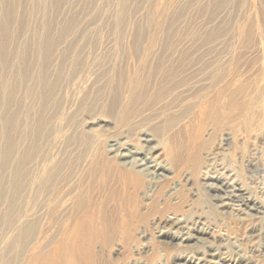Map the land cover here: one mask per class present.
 <instances>
[{"label": "rangeland", "instance_id": "obj_1", "mask_svg": "<svg viewBox=\"0 0 264 264\" xmlns=\"http://www.w3.org/2000/svg\"><path fill=\"white\" fill-rule=\"evenodd\" d=\"M209 1H0V27L5 24L7 30L4 36L0 32V54L8 44V56L10 50H15V55L7 58L8 64L4 68L6 79L2 76L4 73L0 65V149L8 140L13 142L9 162L3 160L0 151L3 177L0 181V264H33L34 254L38 252L51 253L41 259L40 263L44 264H242L246 261L264 264V7L260 0H229L227 5H223L224 10L223 7L214 8ZM225 13L233 15L230 18L232 24L225 28V37L222 35L213 40L214 50H211L215 55H242L239 61L234 58L236 76L233 87L240 90L237 95L239 105L235 107L238 118L235 126L223 120V124L216 125L209 116L211 106L204 103L207 108L201 112L204 107L201 104L207 100V95L201 91L196 96V112H191L182 121L186 137H195L196 133L201 136L200 145H197L201 162L195 165L184 163L180 168H174L172 176L162 183L172 194L170 197L173 201L182 204L176 214L186 219L182 228L162 222L161 217L166 212L153 211L147 218L139 214L131 215L132 199L138 203L139 211L146 210L155 201L164 206V201L148 199V188H145L146 195L140 191L133 196L131 189L122 184L107 188L99 185L100 182L79 184V174L68 184L44 182L49 167L55 168L56 164L75 158L85 150V143L77 142L75 133L83 134L84 130L92 132L90 128L93 127V133L107 134L108 142L115 140L141 145L142 129L132 132L127 127H119L120 124L108 117L98 115L96 119L94 113L88 114V107L81 106L80 101L86 98L84 102L89 104L99 90L105 94L111 83L117 82V75L122 74L121 78L125 76L123 81L126 84L138 81L148 83L149 78L141 71V61L133 53L141 51L143 47L160 53L164 49L165 39L174 42L177 54L195 41V46H202L209 36L210 17L220 16L218 19L216 17V25L226 16ZM248 31L250 33L247 34ZM3 41L5 44H2ZM255 50L257 53L253 57ZM77 54L81 57L77 77L71 80L68 78L73 68L71 59L76 58ZM117 66L121 67V72H117ZM182 76L192 80L199 75L195 77L194 73H182ZM44 81H47L46 85L54 81L61 84L60 91L53 95L54 101L45 103L43 100L41 92L45 89ZM197 81L194 79L185 85H194ZM55 100H59V107L54 104ZM7 107L16 114V119L6 129L3 114ZM243 120L248 123L256 120L261 137L256 135L255 130L252 131L256 127L251 123L243 124ZM29 124L32 128H29ZM144 130L161 142V134L149 128ZM4 135H8L7 141ZM28 143L33 149L25 183L29 178H33V181L27 189L24 187V191L18 192L9 186L16 170L13 162L20 157ZM186 143V139L178 140L175 145L181 147ZM189 155L192 156L193 152ZM222 186L228 189V194L221 191L220 197L216 187ZM112 189L114 194L111 193ZM216 193L217 196L213 195ZM241 193L243 196H240ZM79 196H84L85 208L81 213L71 214L68 207ZM172 206L170 203L171 209ZM84 213L90 215V220L93 219L96 224L94 231L90 232L91 241L85 239V233L81 235L85 240L77 238L80 232L76 225L85 218ZM104 223H110L113 227L104 226ZM27 224L33 226L25 240L22 230Z\"/></svg>", "mask_w": 264, "mask_h": 264}, {"label": "bare ground", "instance_id": "obj_2", "mask_svg": "<svg viewBox=\"0 0 264 264\" xmlns=\"http://www.w3.org/2000/svg\"><path fill=\"white\" fill-rule=\"evenodd\" d=\"M210 1H211V4L213 5V7L216 9L223 7V5H227L229 2V0H210ZM260 1L264 7V0H260ZM59 3H61V2H59ZM15 5H17V4H15ZM24 5H26V4H24ZM57 5H59V4L57 3ZM2 9H3V5H2ZM8 9H10V8H8ZM11 9L13 10V8H11ZM15 9H17V8H15ZM260 9H262V7H260ZM224 10H226V9L224 8ZM23 11H25V10H23ZM22 15H23V12H22ZM25 15H28V14H25ZM232 16L229 15V13H227L226 16L224 18L220 19V21L216 25L214 24L216 17L218 19V17H220V16L217 14V16L213 19H212V17H210L211 21L208 23V25L210 24V26H209L210 29L208 32L209 36H208V38L206 37L207 39L205 38V41H207V42H205L204 45L201 46V44H199L200 47H199V45L195 46V44H196V41H195V43L192 45H188V46L185 45L186 47L183 48L179 54H177L175 49H174V46H175V44H173L174 42L171 40L165 39V41H164L165 46H163L164 49L160 53H154L153 51L151 52L150 50L148 51V49H143L144 47L141 49V51H138L137 53H133L135 58H137L138 60L141 61V66H142L141 71L145 72L146 77L149 78V80L147 81L148 83H140L138 81V82L126 84V82L123 81V80H125V78H124L125 76H123L121 78L122 74H121V76L117 75V77H118L117 82L111 83L110 89H108V91L105 94H104V92H102V91L100 92V90H99V91L94 93V97L92 98V100L89 104H88V102L87 103L84 102V100L86 98L84 100L80 101V103H81V106H83L84 108L88 107V112H89L88 114L90 115V112L94 113L95 116L94 115L93 116L96 117V119H98V117H97L98 115H101L102 117H108L109 119H112L113 121H116L118 124H120L119 127H127L132 132H139L142 129V133L140 136L142 144L141 145L127 144V142L124 140H123L124 142H118L115 140H111L108 142L107 137H109V136H107V134L102 136L100 134L93 133V131L95 130V129H93V127L90 128L92 132H87L86 130H84V131H82L83 134L82 133H79V134L75 133V138L77 139V142H79L81 144L85 143L84 144L85 150L80 151V154L78 153L79 156H76L75 158H72V159L65 161V162H61L60 164H56L57 166H55V168L49 167L45 176H44V182L45 181H51L52 183L55 182L56 185L61 184L63 182H66V184H68L69 182H71L73 180V178H75V176H77L79 174L80 178L79 179L77 178L79 184L80 183H86V184L92 185L96 182L97 183L100 182L99 185L103 186L104 188L105 187L107 188L108 186L111 187V185L114 186V184H122V185H125L127 187V189H129V188L131 189L130 193L133 196H136L138 194V192H140V191H142L141 192L142 194L146 195L145 188L146 189L148 188V194H149L148 199L149 200L158 199L160 202L164 201V206H161L158 201H155L146 210L139 211L138 203L132 199L133 208L131 209V215H133V214L138 215L139 214L142 217L147 218L148 214H150L153 211L162 212V213L166 212L165 216L161 217L162 222L169 224V225H172V226H175L176 228H179V229L182 228L186 223V219H182L181 217H178L176 215L179 212L178 210L181 208L182 204L179 201H176V200L173 201V198L170 197L172 194L166 190L167 186L163 185L162 183L167 178L172 176L174 168H180L184 163H187V165H195V164H198L201 162V156L199 155V151H198V147H197V145H200L199 144V138L201 136L199 137V133H196L195 137L194 136H189V137L187 136L186 137L183 134L185 131L181 125V123L185 117L189 116V114L191 112H196L195 108H197V105H198V101L196 100L197 99L196 96L201 91L203 92V95H207V100L204 101L203 104H201V105L204 106V103H206L207 105L211 106L209 116H210V119L212 122H215L216 125L217 124H223V122H222V120H223L224 123L232 122V126H235V124H236L235 122L238 118V114L236 112L237 108H235V107H237L239 105V102L237 101V95L240 92V90L237 91L238 88L234 89V87H233L234 79L236 76V74H235V68L236 67L234 66L236 62L234 63V61H235L234 58L236 57L237 58L236 61H239L242 58V55L240 53L235 55L236 53H234V52H233L234 54L233 55L231 54V56L226 55L224 53L223 54L217 53L216 55L212 53V50H214V48H212L213 47V44H212L213 40L221 38L222 35L223 36L225 35L224 34V32L226 31L225 28L228 26V24H232L233 20H230V18ZM23 17H25V16H23ZM20 19H21V17H20ZM23 19H25V18H23ZM70 19H71V17H70ZM210 19H208V20H210ZM9 20H11V19L9 18ZM4 21H5V19H4ZM68 22H69V20H68ZM71 22H73V19ZM4 25L0 27V32H1L2 36L6 35V32H7V30H5ZM13 25H14V23H13ZM12 26H11V28H12ZM15 27H17V26H15ZM247 29H249V28H247ZM12 30L13 29H11V31ZM9 32H10V30H9ZM46 32H49V31H46ZM66 32H67V30H66ZM248 33H250V32L248 31L247 34ZM11 35H13V34H11ZM19 36H20V33H19ZM32 36H33V34H32ZM262 36L264 38V30L262 31ZM19 39L20 38H17V40H19ZM60 39H62V38H60ZM249 39H251V38H249ZM249 39H247V40H249ZM29 40H30V38H29ZM29 40H27L28 43H29ZM228 41H229V39H228ZM46 42H47V40H45V43ZM3 43H4V41L2 42V44ZM218 43H216V44H218ZM144 44H145V42H144ZM206 44H209V45H207L208 47L206 46ZM132 45H133V43H132ZM16 46H13V47H16ZM43 46H45V45H43ZM43 46H42V48H44ZM194 46L196 48L197 47H199V48L196 49ZM4 47L2 49L3 52L0 54V65H1V71H3V73H4V68L6 67L7 58L12 54L15 55V50H13L14 49L13 48L12 51L10 50V53L8 56V49H10L9 44L6 46L7 48H4ZM26 47H27V45H26ZM21 48H22V46H21ZM166 48L171 49V50L168 51V50H166ZM65 50H66V48H65ZM24 51H26V50H24ZM256 51L257 50H255L252 53L253 57L255 56ZM108 52H110V51H108ZM46 53H44V54H46ZM198 53H200V54H198ZM51 54H53V52L50 53V55ZM63 55L66 56L65 54H63ZM41 56H43V55H41ZM47 56L49 58V54ZM61 56H62V54H61ZM28 57H30V56H28ZM45 57H46V55H45ZM68 57H69V55H68ZM231 57H232V59H231ZM80 58H81L80 54L79 55L77 54L76 58L71 59L73 68H72V72L70 71L68 74V78L71 80L76 76V74L78 72V67L80 64ZM62 59L58 60V62L61 61ZM66 59H67V57H66ZM49 60H51V59H49ZM25 61H26V59H25ZM35 62H36V59H35ZM33 63H34V61H33ZM9 64H11V63L9 62ZM42 64H43V60H42ZM67 65H69V64H67ZM28 66H29V63H28ZM44 66L47 67L46 64ZM122 67L124 68V66H122ZM116 68H117V72H119V71L121 72V67L117 66ZM48 69H49V67H48ZM67 69H68V66H67ZM26 70H28V69L26 68ZM43 70H45V69H43ZM99 71L100 70H98V72ZM125 71H127V70H125ZM182 73L184 75L189 74V73H194L195 77L197 75H199L196 78L192 77L194 79H198L197 83L194 85H189V86L185 85V84L192 83V81L194 79L190 80L191 78H189L188 76L183 77ZM49 74H50V72H49ZM125 74H127V72H125ZM63 75L65 76V74H63ZM2 76H4L6 79L7 73L2 74ZM20 76H21V74H20ZM47 76H50V75H47ZM144 77H145V75H144ZM47 78H49V77H47ZM59 78H60V76L58 77L57 80H59ZM204 78H205V80H204ZM153 79H155V80L153 81ZM206 79H208L209 81ZM207 82H210V83L208 84ZM46 83H47V81H44L43 87H45V89H44V91L42 90V92H41L42 98L45 101V103H47L51 100L54 101L55 96H53V95L54 94L56 95L61 89L60 88L61 84L60 85L57 84L58 81H56V82L54 81V83L50 82L47 85H46ZM103 83H105V82H103ZM219 84H221V86L218 88L217 85H219ZM102 85H104V84H102ZM43 93H44V96H43ZM11 95H13V92ZM86 96H87V94H86ZM11 101L13 102L14 100H11ZM56 101H57V103H56ZM200 103H201V101H200ZM54 104H56L59 107V105H60L59 100H55ZM207 105H205L201 109L202 110L201 112H205L204 110H206ZM221 106L222 107L224 106L223 110H221L222 109ZM3 115H4V117H6V118H4L5 119L4 122H6L5 127L7 129V128H9V126L11 127V124L13 123V122L11 123V121L16 119V116H15L16 114L14 112L9 111V108H8V110L6 112H4ZM101 116H99V117H101ZM40 120L41 119H39V122L38 121L37 122L40 123ZM249 123H251L254 127H256V128H252V131L255 130L256 135L258 137H261L259 134L260 128L258 130V128H257L258 126L256 125V120L253 122L250 121ZM249 123L244 122V120H243V124H249ZM262 124H264V122ZM259 125H260V123H259ZM5 127L3 126L4 131H5ZM12 128L14 130V126ZM29 128H32L31 124H29ZM144 128H147V129L149 128L151 131H156L157 134L158 133L161 134V136H160L161 142L158 138H156L154 135H152L149 131H145ZM115 130L119 131V129H115ZM247 130H249V129H247ZM8 131L6 130V132H8ZM5 137H7L6 138V141H7L8 135H6ZM12 137H13V135H12ZM12 137H10V138H12ZM185 139L187 140V143L184 144L185 146L183 145V146L179 147V146L175 145V142H178V140L183 141ZM245 144H246V142H245ZM12 147H13L12 140H8V142L6 144H4V143L2 144L0 151L2 152V154L4 156L3 157L4 159L2 158L3 160L8 161V157L10 158V156H11L12 151H10V149H12ZM32 149H33V147L28 143L27 147L23 150L20 157L17 158V160L15 162H13L14 166L16 167V170L14 171L13 177H11V182H10L9 186L11 189L17 190L18 192L20 190L24 191L25 189H27L28 185L31 184L30 182L33 181V178H29L28 181L25 183V179H27V177H28L27 173H29L27 170V167L30 164V162L32 161V156H31ZM184 150H186V151H184ZM191 151L193 152L192 156L189 155ZM11 160H12V158L10 159V161ZM5 164H4V166H5ZM1 172L2 171H0V181L3 179ZM203 182H206V181H203ZM3 185H1V186H3ZM161 185H163L162 188H161ZM73 186H75V185H73ZM224 186L219 187V188L216 187L217 191H219L218 195L221 194L220 193L221 191L228 194V189H224L223 188ZM24 187H25V189H24ZM177 187L178 186H176L175 188H177ZM2 189H4V188H2ZM230 192L232 193V190ZM111 193H113V194L115 193L114 189H112ZM237 193H238V191H237ZM213 195L217 196V193L213 194ZM222 195L224 196V194H222ZM237 195H239V194H237ZM241 195L243 196V193H241L240 196ZM3 196H4V194H3ZM225 196H226V194H225ZM61 197L62 196H60V198ZM83 197L84 196H79L76 201L71 202V204L68 207L71 214L81 213L82 210L85 208V204H84L83 199H82ZM9 198H10V195H9ZM14 198H15V194H14ZM130 198H132V197H130ZM241 199H242V197H241ZM243 201H244V199H243ZM243 201H241V202H243ZM170 203L173 205L172 209H175V210H172L170 208ZM168 211H170L172 213L168 214L167 213ZM84 216H85V218L82 219L81 221H78L77 225H76V227L78 228V231L80 232L79 236L77 235V238L79 240L81 238V235L83 233H85V234H83V235H87L85 239L86 240L88 239L89 241H91L92 240L91 239L92 234H90V232L94 231L96 224H95V222L92 221L93 219L90 220V218H91L90 215H88L87 213H84ZM105 225L113 227V225L110 223H108V224L104 223V226ZM32 226H33V224H29V225L27 224L26 226L23 227L22 231L24 233L23 237L25 240L27 238V235H29L28 233L31 231ZM86 232H89V233L87 234ZM198 236L196 235V237H198ZM203 237H204V235H203ZM207 237H208V235H207ZM77 238H76L75 242L77 241ZM198 238H200V236ZM85 239L81 238L80 241H83ZM49 254H51V253L50 252L49 253L38 252V253L34 254V261H33L34 263L33 264H44V263H40L41 259L43 257L47 258L49 256ZM6 263L7 262H5L4 264H6ZM242 264H252V263L246 261V262H243Z\"/></svg>", "mask_w": 264, "mask_h": 264}]
</instances>
